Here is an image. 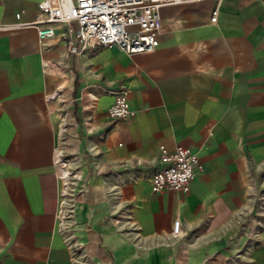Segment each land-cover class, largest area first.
I'll return each mask as SVG.
<instances>
[{
    "label": "crops",
    "instance_id": "obj_1",
    "mask_svg": "<svg viewBox=\"0 0 264 264\" xmlns=\"http://www.w3.org/2000/svg\"><path fill=\"white\" fill-rule=\"evenodd\" d=\"M38 1L0 0V22L31 20ZM159 15L147 53L66 54L58 28L44 45L31 27L0 31V264H264V212L251 216L264 195V0ZM119 86L133 114L108 120ZM177 144L201 169L186 193H151L158 146ZM59 165L80 176L68 215Z\"/></svg>",
    "mask_w": 264,
    "mask_h": 264
},
{
    "label": "built area",
    "instance_id": "obj_2",
    "mask_svg": "<svg viewBox=\"0 0 264 264\" xmlns=\"http://www.w3.org/2000/svg\"><path fill=\"white\" fill-rule=\"evenodd\" d=\"M185 1L39 0L31 20L22 21L19 15H15L11 22H0V31L31 27L36 31L39 44L44 45L45 40L53 36L55 29L58 28L65 44L66 54H85L97 47L110 45L117 46L126 54L147 53L153 51L158 45L157 33L161 26L160 7ZM215 19L216 9L213 7L209 21L214 22ZM132 114L133 111L127 105L126 90L119 86L114 89L112 102L107 107L105 115L108 120H114L127 118ZM63 127L62 125L61 129ZM90 129L89 126L86 127L87 131ZM57 155L66 158L59 150H57ZM200 169L198 156L192 148L177 144L168 149L164 145H159L156 166L148 177L149 191L151 193L163 191L186 193L189 189V182ZM73 170L65 171L66 187L61 210L65 215H68L71 209L70 199L73 189L71 191L70 185H75L80 179L76 170ZM60 194L59 189V197ZM67 196H71L68 201ZM251 211L252 217H259L263 214V194L256 197ZM169 233L172 237L181 234L180 222L177 218L172 220Z\"/></svg>",
    "mask_w": 264,
    "mask_h": 264
},
{
    "label": "bare ground",
    "instance_id": "obj_3",
    "mask_svg": "<svg viewBox=\"0 0 264 264\" xmlns=\"http://www.w3.org/2000/svg\"><path fill=\"white\" fill-rule=\"evenodd\" d=\"M58 175L60 177V182H61V194H60V208L62 210L63 207V202H64V197H62V194L65 192V183H66V175H65V168L61 165H59L57 169ZM79 181V180H78Z\"/></svg>",
    "mask_w": 264,
    "mask_h": 264
},
{
    "label": "rangeland",
    "instance_id": "obj_4",
    "mask_svg": "<svg viewBox=\"0 0 264 264\" xmlns=\"http://www.w3.org/2000/svg\"><path fill=\"white\" fill-rule=\"evenodd\" d=\"M62 159V161L63 162H66L65 160H66V158H61ZM76 170V169H75ZM75 170H73V171H75ZM74 183V182H73ZM71 186V191H72V189L74 190V187H75V185H70ZM62 197H64L63 196V194H62ZM68 198H67V201H68V199H69V197H71V196H67ZM70 203V202H69Z\"/></svg>",
    "mask_w": 264,
    "mask_h": 264
}]
</instances>
